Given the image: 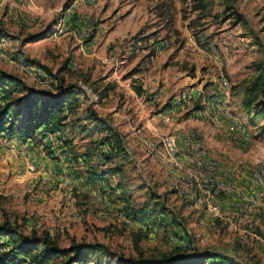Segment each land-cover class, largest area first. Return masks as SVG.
I'll return each instance as SVG.
<instances>
[{
  "label": "rangeland",
  "instance_id": "1",
  "mask_svg": "<svg viewBox=\"0 0 264 264\" xmlns=\"http://www.w3.org/2000/svg\"><path fill=\"white\" fill-rule=\"evenodd\" d=\"M206 5L201 8L198 0H0V68L53 92L60 77L76 83L84 89L78 121L84 122L81 114L91 105L121 131L132 154L107 183H90L81 179L87 168L78 155L89 138L71 126L47 138L39 127L28 139L0 136V222L8 219L22 233L34 232L61 247L103 243L88 253L87 264H116L139 251L159 256L175 247L218 250L243 264H264V188L253 178L256 170L264 172V91L251 113L242 103L246 86L264 76V0H208ZM60 25L62 31L54 35ZM44 30L46 37L29 41ZM222 77L230 84L231 112L244 127L238 140L226 116L215 124L200 112L198 91L207 92ZM112 82L115 96L97 102L99 90ZM153 117L179 147L194 139L229 167L223 178L236 181L237 189L220 195L225 207L215 203L223 217L213 219L204 205L197 206L190 195L199 197L198 191L178 195L175 178L165 176L159 160L132 134L130 126L144 131ZM28 159L35 163L32 171L25 167ZM135 213L147 215L139 221Z\"/></svg>",
  "mask_w": 264,
  "mask_h": 264
},
{
  "label": "trees",
  "instance_id": "2",
  "mask_svg": "<svg viewBox=\"0 0 264 264\" xmlns=\"http://www.w3.org/2000/svg\"><path fill=\"white\" fill-rule=\"evenodd\" d=\"M198 1L201 8H206L208 0ZM234 13L238 20L246 22L239 13L233 11ZM5 36L2 34V37ZM46 36L44 30L31 36L29 41ZM63 66L65 68L64 64ZM56 88L55 92L33 88L18 75L0 68V136L28 139L32 138L40 126H45L52 132L71 126L72 129L89 138L86 147L78 154L82 162H89L88 168L81 173V179L90 183L97 180L108 181L109 176L122 169V164L129 157V152L123 143V135L108 122L107 118L99 116L91 105L88 106L86 115L81 114V120L84 122L78 121L80 95L84 92L82 87H78L73 82H65L63 77H60ZM113 88V82L106 83L98 92L97 102H102ZM135 89L139 94L142 91L136 86ZM262 91H264V76L258 75L246 86L242 97V103L248 113H251V107L258 101ZM82 99L81 96V101ZM166 108H169V105H165L164 109ZM255 122L256 119L252 117L251 124ZM105 142L112 144L108 151H103L100 146ZM161 208H164V205H161ZM146 215L135 213L132 216L135 220L141 221ZM162 216L166 218L165 215ZM102 247L103 243L96 241L73 242L69 246L61 247L34 232L22 233L8 219L0 222V264H46L56 257L64 258L61 264H87L88 253ZM116 264L243 263L218 250L186 251L181 247H175L159 256L144 255L139 251L137 255L120 257Z\"/></svg>",
  "mask_w": 264,
  "mask_h": 264
},
{
  "label": "built area",
  "instance_id": "3",
  "mask_svg": "<svg viewBox=\"0 0 264 264\" xmlns=\"http://www.w3.org/2000/svg\"><path fill=\"white\" fill-rule=\"evenodd\" d=\"M63 27L58 26L54 30V35L60 33ZM39 71V70H38ZM201 98L203 107L200 112L203 116H208L215 124L220 123V116L224 115L232 124L230 134L235 140H238L244 132L240 122L233 115L230 108L231 88L226 77H222L216 85H213L207 92L198 91L197 97ZM187 97H191L187 94ZM214 106L217 107L214 112ZM200 113V114H201ZM166 121L167 118H164ZM37 130L41 131L43 138L51 136L50 131L45 126H40ZM61 141V140H60ZM58 142V139L55 140ZM103 151L111 149L112 144L105 142L100 145ZM145 146L151 154L172 165L181 172V176L175 179L176 192L180 196H186L191 192L198 191L199 198L206 205L207 211L216 219L223 217L218 204L207 201L208 196H219L223 193H230L237 189L236 181L224 180L225 175H229V167L221 163L217 158L209 154L203 143L190 139L186 148L177 145L173 134L168 132H156L154 136L145 141ZM26 169L32 171L35 169V163L28 159L25 165ZM255 182L264 188V172L256 170L253 173ZM255 194V191L252 190ZM261 196H264L261 193ZM188 249L187 251H193Z\"/></svg>",
  "mask_w": 264,
  "mask_h": 264
},
{
  "label": "crops",
  "instance_id": "4",
  "mask_svg": "<svg viewBox=\"0 0 264 264\" xmlns=\"http://www.w3.org/2000/svg\"><path fill=\"white\" fill-rule=\"evenodd\" d=\"M9 72H11V71H9ZM13 73V72H12ZM15 74V73H14ZM113 96H115V93H114V91L112 92V91H110V93H109V95L107 96V97H105L102 101H104V100H106V99H108V98H110V97H113ZM137 100H139V97L137 98ZM163 113L164 112H161V113H158V115H160V117H158V118H161V115H163ZM99 116H101V115H99ZM108 120V119H107ZM162 120V119H161ZM147 121H148V123L150 124V126L151 127H149L148 125H146V126H148L144 131H143V129H144V127L143 128H139V127H136V126H130L131 127V130H132V134H134V136L135 137H137V139H139L140 140V142L142 143V145L143 144H145V141L147 140V139H149L148 138V136H149V134L148 133H150V132H152L153 134H155L156 132H164V130L165 129H167V128H165V125L162 123V122H160V121H158V120H156V119H154V117H153V119L151 120V119H149V118H147ZM158 121V123H156ZM163 121V120H162ZM108 122L111 124V122L108 120ZM162 123L163 125H162V127H163V129H161V126H159V124L160 123ZM129 123V122H128ZM112 126H114L113 124H111ZM120 133H121V131L116 127V126H114ZM148 132L147 134H148V136H147V134H144V132ZM122 134V133H121ZM123 135V134H122ZM178 135V137H179V139H180V136L182 137V134L180 133H178L177 134ZM96 136H98L99 137V135H96ZM151 138V137H150ZM124 140H125V137L123 136V143H124ZM125 145V144H124ZM126 146V145H125ZM181 146V145H180ZM126 148H127V150H128V152H129V149H128V147L126 146ZM145 148H146V146H145ZM147 149V148H146ZM147 153L152 157V158H154V159H157V160H159V162L161 163V166H162V171L165 173V176H167L168 175V173L170 174V175H172L175 179H177V178H179L180 176H181V172L179 171V170H177V169H175L172 165H169L167 162H165V161H163L162 159H160V158H158V157H156V156H154L153 154H151L150 152H148L147 151ZM131 156H132V154H130V152H129V157H128V159L127 160H130V158H131ZM88 165H89V162H86L85 163V167L86 168H88ZM106 166V165H105ZM112 175H114V174H112ZM174 179V180H175ZM82 181V180H81ZM101 181V180H100ZM101 182H108V181H105V180H103V181H101ZM193 194V193H192ZM195 198L196 200H195V203L197 204V206L198 205H204L205 207H206V205H205V203H203L202 201H201V199L199 198V197H197L196 196V194H193V195H190V198ZM207 201H210V202H212V203H218V204H221V205H224V207L226 206V202L225 201H223L221 198H220V195L219 196H208L207 197V199H206ZM210 214V213H209ZM232 255V254H231Z\"/></svg>",
  "mask_w": 264,
  "mask_h": 264
}]
</instances>
